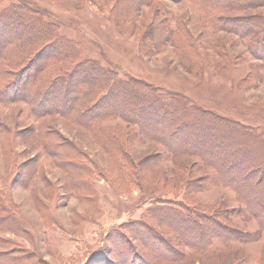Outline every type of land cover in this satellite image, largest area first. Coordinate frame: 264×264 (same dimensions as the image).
<instances>
[{"label": "rangeland", "instance_id": "374dc122", "mask_svg": "<svg viewBox=\"0 0 264 264\" xmlns=\"http://www.w3.org/2000/svg\"><path fill=\"white\" fill-rule=\"evenodd\" d=\"M259 3L223 12L226 30L215 26L199 0H152L135 12H128L124 0H0V11L11 4L29 7L77 43L79 58L49 60L40 82L91 59L116 78L190 104L202 113L200 123L209 117L264 148V60L237 31L239 20L264 16ZM5 21L0 19L3 42L14 32ZM38 50L16 42L2 58L0 52V216L10 212L20 225V232L0 225V264H139V257L150 264H264V213L248 212L231 186L211 183L213 168L196 156L167 152L125 114H107L84 126L58 110L39 116L26 99L12 101L4 86ZM44 132L50 136L41 139ZM43 140L71 145L63 150L72 165H58L62 155L49 156ZM157 198H178L215 215L237 240H213L204 253L177 246L185 253L177 261H159L157 253L151 259L150 247L124 225L146 217ZM145 220L156 236L173 240L165 224ZM120 234H127L125 246L117 245Z\"/></svg>", "mask_w": 264, "mask_h": 264}, {"label": "trees", "instance_id": "16d2710c", "mask_svg": "<svg viewBox=\"0 0 264 264\" xmlns=\"http://www.w3.org/2000/svg\"><path fill=\"white\" fill-rule=\"evenodd\" d=\"M150 1L152 0H124V5L129 9L128 12H135L139 11L142 4H149ZM199 2L207 11L212 12L215 26L222 30H226L225 24L228 22L223 13L226 10L243 9L248 7V4L257 2L264 4V0H199ZM2 17L7 20L4 23L5 27L13 25L14 32L9 31L11 40L6 42L0 40V52L3 54L1 58L16 42L37 45L39 48V52L22 70L14 73L4 86L5 90L10 92L12 101L26 99L29 110L39 116L54 114L58 110V115L84 126L95 124L107 114L116 112L121 117L125 114L129 116L127 121L137 125L138 130L146 137L152 140L157 138L167 152L196 156L201 163L212 167L214 173L209 181L231 186L248 212L264 213L262 145L256 146L250 141H245L231 126L217 125V121L209 117L207 122L200 123L202 113L192 108L190 104L185 102L183 105L175 101L171 95L160 94L138 81L116 78V74L111 70L91 59H80L76 66L73 65L74 68L71 67L58 76L40 82V74L49 60L59 57L79 58L77 43L60 34L59 25L45 20L29 7L11 4L0 11V19ZM239 21L241 22L237 31L242 39L248 41V50L257 51V56L264 60V16ZM161 38L162 41L163 37ZM2 94L3 97H7L6 92ZM60 96L64 99H59ZM109 99L111 101H107ZM112 100L121 101L122 106L126 108H122L125 111L121 110L117 102V105L111 106ZM130 114H133V117ZM177 135L191 136L193 141L190 139L180 145L177 143L180 138ZM48 136L50 134L44 132L40 138L46 139ZM168 139L170 144L172 143L171 147L166 143ZM43 142V148L49 156L56 158L62 155L63 160L57 161L58 165L68 164L64 160L67 153L63 149L71 145L61 140L56 143L45 140ZM73 164H75L73 167L79 165ZM227 175L232 177L223 178ZM147 214V218L165 224L175 233L172 241L161 239L153 233L155 229L145 220L146 217L124 225L130 236L150 247L151 251L146 252L151 255V259H155L154 253H157L159 261H177L185 257L183 251L175 250L177 246L179 249L187 246L196 253H204L213 240L225 245L237 240L223 228L215 215L209 216L178 198L154 199L151 207L147 209ZM0 223L7 226L10 231L13 229L20 232L19 222L10 212L0 216ZM138 227L143 232L139 231ZM179 227L181 233L177 231ZM260 228L264 230V226ZM118 238H120L118 246L127 243V234L124 236L120 234ZM15 256L12 258L21 257ZM138 261L139 264H150L149 261H142L140 257Z\"/></svg>", "mask_w": 264, "mask_h": 264}]
</instances>
